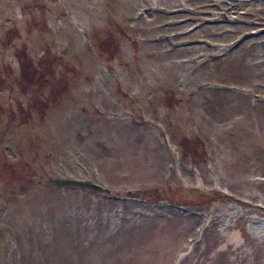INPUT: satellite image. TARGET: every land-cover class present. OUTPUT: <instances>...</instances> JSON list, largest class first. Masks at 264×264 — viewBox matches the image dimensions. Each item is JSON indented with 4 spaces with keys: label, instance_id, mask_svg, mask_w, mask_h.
<instances>
[{
    "label": "rangeland",
    "instance_id": "obj_1",
    "mask_svg": "<svg viewBox=\"0 0 264 264\" xmlns=\"http://www.w3.org/2000/svg\"><path fill=\"white\" fill-rule=\"evenodd\" d=\"M259 26L264 0H0V264H264V32L231 46Z\"/></svg>",
    "mask_w": 264,
    "mask_h": 264
},
{
    "label": "water",
    "instance_id": "obj_2",
    "mask_svg": "<svg viewBox=\"0 0 264 264\" xmlns=\"http://www.w3.org/2000/svg\"><path fill=\"white\" fill-rule=\"evenodd\" d=\"M54 183L59 184V185H75L79 187H86L90 188L96 191H102L101 186L92 183V182H87V181H79V180H55ZM107 191V190H106Z\"/></svg>",
    "mask_w": 264,
    "mask_h": 264
},
{
    "label": "bare ground",
    "instance_id": "obj_3",
    "mask_svg": "<svg viewBox=\"0 0 264 264\" xmlns=\"http://www.w3.org/2000/svg\"><path fill=\"white\" fill-rule=\"evenodd\" d=\"M258 34H259V33H258ZM260 34H261V33H260ZM252 36L255 37L256 34H252ZM144 39H147V38L145 37ZM238 39H239L240 41L243 40V39L241 40V37H239V36H238ZM242 42H244V41H242ZM242 42H241V43H242ZM238 43H239V42H238ZM241 43H240V44H241ZM236 44H237V43H236ZM236 44H234V46H235ZM51 64H52V63H51ZM95 184L101 186V185L98 184V183H95ZM57 185H59V184H57ZM61 186H66V185H61ZM78 187H79V186H78ZM81 188L89 189V190H92V191H95V192H104L105 194L110 193V190H109L108 188L103 187V186H101L102 191H96V190H93V189H90V188H86V187H81ZM106 190H107V191H106Z\"/></svg>",
    "mask_w": 264,
    "mask_h": 264
},
{
    "label": "trees",
    "instance_id": "obj_4",
    "mask_svg": "<svg viewBox=\"0 0 264 264\" xmlns=\"http://www.w3.org/2000/svg\"><path fill=\"white\" fill-rule=\"evenodd\" d=\"M51 63H53V59H48L45 66L48 67L51 65Z\"/></svg>",
    "mask_w": 264,
    "mask_h": 264
}]
</instances>
